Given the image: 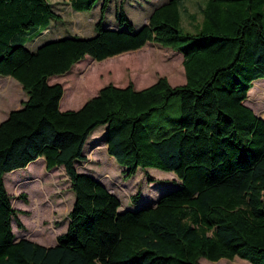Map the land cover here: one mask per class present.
Segmentation results:
<instances>
[{"label": "trees", "instance_id": "16d2710c", "mask_svg": "<svg viewBox=\"0 0 264 264\" xmlns=\"http://www.w3.org/2000/svg\"><path fill=\"white\" fill-rule=\"evenodd\" d=\"M98 1L69 3L87 10ZM109 1L100 0L93 35L31 50L28 38L60 14L48 0H0V74L27 95L0 121V264H201V257L236 256L264 264V118L245 102L264 78V0H204L194 31L182 25L185 0L156 5L139 27L120 5L116 28L104 24ZM148 41L181 52L183 83L109 82L79 107L60 109L64 87L49 76L87 55L102 60ZM100 124L107 153L127 177L153 166L174 171L177 186L120 211L119 197L75 165L87 159L85 142ZM41 156L47 169L64 167L75 194L66 230L51 245L15 237L13 220L28 211L12 205L4 182L6 172Z\"/></svg>", "mask_w": 264, "mask_h": 264}, {"label": "rangeland", "instance_id": "374dc122", "mask_svg": "<svg viewBox=\"0 0 264 264\" xmlns=\"http://www.w3.org/2000/svg\"><path fill=\"white\" fill-rule=\"evenodd\" d=\"M48 1L61 17L52 19L46 29L31 35L25 43L27 48L33 50L41 43L66 35L91 36L95 33L94 22L99 16L100 0L87 10L73 9L69 0ZM164 1L110 0L104 24L111 28L119 27L116 13L122 5L127 17L135 27H139L147 22L152 9ZM203 4L204 0L184 1L181 21L187 30L194 31L195 25L202 20L200 8ZM182 59L179 50L148 41L140 48L102 60L87 55L74 63L67 72L49 76L48 81L61 82L64 87L59 106L61 102L64 105L60 109L77 108L109 82L116 85L132 82L135 88H141L165 76L173 85L183 83L185 71ZM5 80H10V83L6 84ZM16 82L14 77L0 74V121L11 109L20 107L22 100L27 97L21 83L16 85ZM245 102L264 118V78L253 81ZM105 131L106 124H100L93 130L84 145L87 159H77L75 165L77 170L92 174L115 193L121 201L120 209H135L148 204L161 193L177 186L179 178L174 171L153 166H140L133 175L127 177L123 172L124 166L106 151ZM94 141L99 144L93 145ZM148 175L155 180L149 181ZM4 182L11 195L12 205L28 211L19 212L18 219L13 220L16 238L26 237L45 245L54 244L57 235L66 230L68 212L75 199L64 167L56 165L47 169L41 156L25 167L6 172ZM23 194L27 200L21 197ZM136 194L138 196L135 199ZM19 222L24 227L19 228ZM199 261L201 264H253L239 256L218 260L201 257Z\"/></svg>", "mask_w": 264, "mask_h": 264}, {"label": "crops", "instance_id": "0c3cea01", "mask_svg": "<svg viewBox=\"0 0 264 264\" xmlns=\"http://www.w3.org/2000/svg\"><path fill=\"white\" fill-rule=\"evenodd\" d=\"M7 77H12V76H10V75H6ZM6 81V84H8V83H10V80H5ZM17 81V80H16ZM16 85H20V83H19V81H17L16 82ZM60 105H62V102H61V104ZM62 106H60V108H61ZM6 114H8V113H6ZM7 116V115H6ZM155 199H153V200H150V202H153ZM124 209H127V208H125V207H123L122 209H120L119 208V210L120 211H122V210H124Z\"/></svg>", "mask_w": 264, "mask_h": 264}, {"label": "water", "instance_id": "95a60500", "mask_svg": "<svg viewBox=\"0 0 264 264\" xmlns=\"http://www.w3.org/2000/svg\"><path fill=\"white\" fill-rule=\"evenodd\" d=\"M15 237H16V235H15Z\"/></svg>", "mask_w": 264, "mask_h": 264}]
</instances>
